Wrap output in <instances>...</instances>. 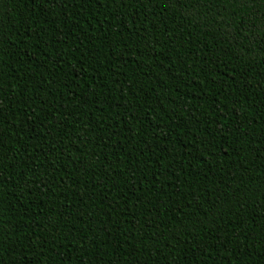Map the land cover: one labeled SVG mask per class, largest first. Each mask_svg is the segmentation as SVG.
Listing matches in <instances>:
<instances>
[{
	"label": "trees",
	"instance_id": "trees-1",
	"mask_svg": "<svg viewBox=\"0 0 264 264\" xmlns=\"http://www.w3.org/2000/svg\"><path fill=\"white\" fill-rule=\"evenodd\" d=\"M264 0H0V264H264Z\"/></svg>",
	"mask_w": 264,
	"mask_h": 264
},
{
	"label": "snow or ice",
	"instance_id": "snow-or-ice-1",
	"mask_svg": "<svg viewBox=\"0 0 264 264\" xmlns=\"http://www.w3.org/2000/svg\"><path fill=\"white\" fill-rule=\"evenodd\" d=\"M261 11H262V14H264V9H262Z\"/></svg>",
	"mask_w": 264,
	"mask_h": 264
}]
</instances>
